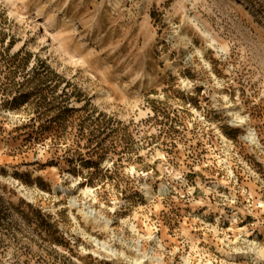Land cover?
<instances>
[{
    "label": "rangeland",
    "instance_id": "obj_1",
    "mask_svg": "<svg viewBox=\"0 0 264 264\" xmlns=\"http://www.w3.org/2000/svg\"><path fill=\"white\" fill-rule=\"evenodd\" d=\"M0 264H264V0H0Z\"/></svg>",
    "mask_w": 264,
    "mask_h": 264
},
{
    "label": "bare ground",
    "instance_id": "obj_2",
    "mask_svg": "<svg viewBox=\"0 0 264 264\" xmlns=\"http://www.w3.org/2000/svg\"><path fill=\"white\" fill-rule=\"evenodd\" d=\"M35 28H37V25H35ZM47 35H48L47 30H43V32L41 34V36H42L41 41L42 42H46L47 43L49 41ZM250 139H251V141L254 140L253 138H250ZM73 204L76 205V206L78 205L76 202H73ZM83 213L87 215V218L89 216H94V213H93V211L91 209H88V210H86V212H83Z\"/></svg>",
    "mask_w": 264,
    "mask_h": 264
}]
</instances>
